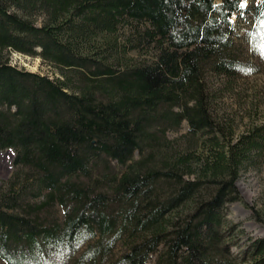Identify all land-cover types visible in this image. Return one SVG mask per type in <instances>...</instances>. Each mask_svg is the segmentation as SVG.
Masks as SVG:
<instances>
[{
    "label": "trees",
    "instance_id": "obj_1",
    "mask_svg": "<svg viewBox=\"0 0 264 264\" xmlns=\"http://www.w3.org/2000/svg\"><path fill=\"white\" fill-rule=\"evenodd\" d=\"M243 1L0 0V150L15 151L2 263L235 264L225 206L264 151V121L233 139L206 74L243 69L238 22L260 30L264 0ZM8 50L63 79L12 66ZM247 250L264 264V236Z\"/></svg>",
    "mask_w": 264,
    "mask_h": 264
},
{
    "label": "rangeland",
    "instance_id": "obj_2",
    "mask_svg": "<svg viewBox=\"0 0 264 264\" xmlns=\"http://www.w3.org/2000/svg\"><path fill=\"white\" fill-rule=\"evenodd\" d=\"M250 0H244L247 6ZM233 20L236 16L232 17ZM240 38L237 53L243 60V69L232 80H224L207 73L212 98L213 115L226 127L233 139L256 124L264 121V24L253 32L254 21L248 14L238 22ZM251 32V33H250ZM12 66L30 72L63 79L58 68L38 55L8 50ZM70 91V89H69ZM188 124L183 121L171 137L185 133ZM227 132V138L231 137ZM14 149L0 150V179L8 177L14 169ZM241 200L225 206V227L230 231V252L235 264L250 262L248 245L253 238L264 236V151L252 153L240 169L236 179ZM155 255L148 264H153ZM0 264H4L0 261Z\"/></svg>",
    "mask_w": 264,
    "mask_h": 264
},
{
    "label": "snow or ice",
    "instance_id": "obj_3",
    "mask_svg": "<svg viewBox=\"0 0 264 264\" xmlns=\"http://www.w3.org/2000/svg\"><path fill=\"white\" fill-rule=\"evenodd\" d=\"M241 7H243V5H241Z\"/></svg>",
    "mask_w": 264,
    "mask_h": 264
}]
</instances>
